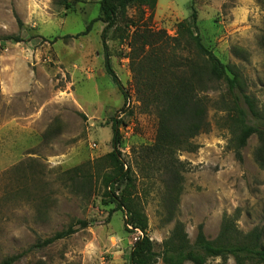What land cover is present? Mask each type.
Returning a JSON list of instances; mask_svg holds the SVG:
<instances>
[{
    "label": "rangeland",
    "instance_id": "rangeland-1",
    "mask_svg": "<svg viewBox=\"0 0 264 264\" xmlns=\"http://www.w3.org/2000/svg\"><path fill=\"white\" fill-rule=\"evenodd\" d=\"M99 1L68 0L63 7L52 0H0V39L22 40L0 42V263L21 255L13 264H128L140 233L131 227L127 232L124 213L114 211V204L105 205L103 198L107 165L100 159L111 151L115 115L122 122L121 159L133 179L130 199L141 206L146 235L156 250L177 221L193 243L199 225L207 240H215L224 217L243 234L261 233L264 248V168L255 158L258 139L251 136L241 162L236 160L234 135L223 120L227 115L216 105L221 97L228 100L226 82L209 86L203 76L195 83V94L207 102L210 131L189 141L195 151L164 156L171 164L169 173L166 161L153 151L157 108L147 104L150 98L147 103L141 99L147 85L141 71L138 82L126 38L131 32L126 26L132 24L140 33L146 29V37L156 34L150 39L155 51L147 47L137 60L145 75L148 57L163 53L188 77L185 65L197 60L196 51L186 39L176 41V25L195 10L202 44L232 67L239 93L264 114V0H157L151 19L147 9L143 13V8L128 7L107 33L112 69L128 93L125 105L103 69L104 24L95 22L87 35L78 36L99 17ZM143 40L140 35V46ZM75 168L80 175L71 172ZM82 174L89 176V188H84ZM170 175L180 191L174 208L166 205ZM76 221L87 227L41 250L33 248ZM206 264L235 262L210 258Z\"/></svg>",
    "mask_w": 264,
    "mask_h": 264
},
{
    "label": "trees",
    "instance_id": "trees-1",
    "mask_svg": "<svg viewBox=\"0 0 264 264\" xmlns=\"http://www.w3.org/2000/svg\"><path fill=\"white\" fill-rule=\"evenodd\" d=\"M52 2L59 6L68 7V0H52ZM156 3L157 0H100L99 17L90 21L84 32L78 35H87L95 22L99 21L104 24L100 34L103 69L122 95L124 105L128 100V93L112 69L107 46V33L125 17V11L128 7L143 8V13L147 9L151 19ZM18 24L21 27L20 22ZM133 27V24L126 26V29L131 28V32L127 33L126 37L128 38L127 46L131 52L130 61L132 65L135 64L137 72H139V84L142 72V84L147 85V90L141 92L142 98L140 97V89L137 90L139 99L146 98L144 102L147 103V98H150L147 104L152 103L157 108L156 112L159 120L153 151L160 161H166L164 169H167L169 173L171 172L169 169L171 164L168 165L169 159L164 158V156L173 157L178 151H195L196 147H193L189 141L201 132L210 131V124L206 120L207 107L205 106L207 102L201 100L195 94V83H199L203 76L206 77L209 86H211V83H218L221 80L227 84L228 100L221 97L216 105L227 115L223 120L229 127L231 134L234 135L231 142L236 160L241 162V150L246 146L248 139L255 135L258 139V148L255 153L256 162L264 168V114L255 108L251 98L239 93L237 90V75L233 72L232 67L221 63L202 44L198 34L196 11L192 10L188 19L176 25V41L186 39L194 46L196 51L197 60L190 61L185 65L189 70L188 77L185 72L179 73L177 71V66L173 65L172 57L167 59L163 56V53L160 54V57H148L145 61L148 64L145 75L143 62L140 64V61L137 60L140 52L144 53L147 47L155 51V45L150 39L156 34L152 33L146 37L143 35L146 33V29H143V32L140 33V27ZM140 35L144 39L141 46ZM162 35L166 36L164 33ZM0 42L22 43V40L17 36H5L0 39ZM166 61H169L168 64ZM118 118L117 115L111 118V151L100 161L105 162L107 165L103 175V198L108 201L104 200V204H114V211L124 213V224L127 232H129L128 227H131L133 231L137 230L140 233L129 250L128 264H155L158 259L161 260L162 264H206L210 258H220L226 261L229 257L234 260L235 264H264L261 233L254 230L243 234L236 229L232 219L228 217L222 219L218 236L213 241L207 240L203 233V226L199 225L193 243H190L184 225L177 221L169 236L157 246L158 250H156V245L146 235L147 218L141 206L134 204L130 199L133 179L131 169L122 161L119 151L122 142L120 131L122 122ZM71 172L78 175L81 169L75 168ZM81 177L84 188H89L90 185H86L89 176L82 174ZM167 181L169 186L167 188L166 205L168 208H174V204L178 202L180 191L178 188L175 189L173 176H168ZM176 190L178 193H176ZM86 227V222L76 221L67 230L56 233L43 241H38L33 248L41 250L59 240L70 237L77 232L78 228L84 229ZM20 257L21 255L9 257L0 264H13Z\"/></svg>",
    "mask_w": 264,
    "mask_h": 264
},
{
    "label": "built area",
    "instance_id": "built-area-1",
    "mask_svg": "<svg viewBox=\"0 0 264 264\" xmlns=\"http://www.w3.org/2000/svg\"><path fill=\"white\" fill-rule=\"evenodd\" d=\"M137 231V230H136Z\"/></svg>",
    "mask_w": 264,
    "mask_h": 264
}]
</instances>
